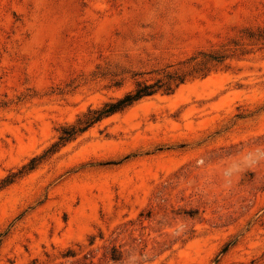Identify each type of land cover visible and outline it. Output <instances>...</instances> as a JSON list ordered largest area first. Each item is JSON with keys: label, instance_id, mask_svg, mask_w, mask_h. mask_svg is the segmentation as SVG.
Listing matches in <instances>:
<instances>
[{"label": "rangeland", "instance_id": "374dc122", "mask_svg": "<svg viewBox=\"0 0 264 264\" xmlns=\"http://www.w3.org/2000/svg\"><path fill=\"white\" fill-rule=\"evenodd\" d=\"M0 264H264V0H0Z\"/></svg>", "mask_w": 264, "mask_h": 264}, {"label": "trees", "instance_id": "16d2710c", "mask_svg": "<svg viewBox=\"0 0 264 264\" xmlns=\"http://www.w3.org/2000/svg\"><path fill=\"white\" fill-rule=\"evenodd\" d=\"M182 80V76L177 73H166L157 83L137 82L135 88L122 97L106 102L100 108L89 109L82 117H79L75 123L63 127L52 151L54 152L57 148L71 142L79 134L83 133L101 119L116 112H120L145 97L154 95L160 88H164L163 91L165 93L172 92V89H170L171 83L176 81L181 83Z\"/></svg>", "mask_w": 264, "mask_h": 264}]
</instances>
